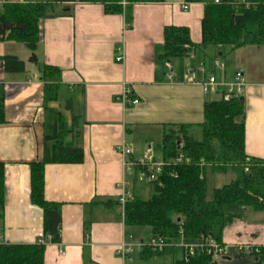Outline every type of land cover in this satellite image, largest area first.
I'll list each match as a JSON object with an SVG mask.
<instances>
[{"label":"crops","instance_id":"crops-1","mask_svg":"<svg viewBox=\"0 0 264 264\" xmlns=\"http://www.w3.org/2000/svg\"><path fill=\"white\" fill-rule=\"evenodd\" d=\"M23 1L0 0V14L5 4ZM204 9L205 3L185 0L137 4L129 29L124 15H108L101 4L76 3L69 12L60 6L39 22L35 56L39 63L61 71L60 97L52 107L69 125L78 119L75 127L70 125L73 133L66 143L77 142L84 151L82 164L45 166L44 197L61 205L62 224L61 242L46 244L44 264H126L116 255L130 234L118 200L122 183L132 196L134 176L126 170L118 147L126 144L137 159L150 145L157 151L165 126L204 122L206 104L217 97L205 95L201 85L190 81V71L198 69L195 55L169 63L160 58L168 26L186 27L194 44L202 42ZM120 47L123 63L116 61ZM31 55L22 43L0 40L5 109V123L0 125L4 165L0 244L34 245L43 235V212L31 202L30 166L44 159L50 116L44 105V82L37 65L29 61ZM4 56L17 57L25 71L5 72ZM223 62L228 82L235 72L244 71L245 152L264 161V46L242 47ZM126 86L139 100L137 105L117 101ZM74 131L80 132L78 138ZM110 201L113 205L106 206Z\"/></svg>","mask_w":264,"mask_h":264},{"label":"trees","instance_id":"trees-1","mask_svg":"<svg viewBox=\"0 0 264 264\" xmlns=\"http://www.w3.org/2000/svg\"><path fill=\"white\" fill-rule=\"evenodd\" d=\"M164 1L24 0L3 6L0 40L22 43L32 51L29 61L37 65L44 82V105L50 116V131L45 137L44 159L30 166L31 202L43 212L45 243L0 244V264H44L46 244L61 242L62 224L61 205L48 202L44 197L45 166L84 162V151L78 143H66L73 133L70 125L75 127L78 119L74 118L69 125L61 111L52 107L59 101L61 71L39 63L35 56L41 39L39 22L52 17L60 6L69 12L71 4L92 3L101 4L108 15H124L130 29L135 5ZM185 2L205 3L202 42L194 44L186 27H166L164 51L160 57L165 63L193 53L196 68H207L211 62L213 72L214 63L223 62L232 52L246 46H264V0H222L220 4L212 0ZM1 62L7 73L25 71L24 62L15 56H4ZM244 120L242 98H233L229 102L217 98L206 104L202 124L165 126L162 141L156 146L166 163L163 173L149 186L152 194L148 199L142 198L137 179H133L132 196L122 209L125 226L146 229L147 239L162 238L172 244L182 241L204 243L213 239L223 246L224 232L235 221L243 220L248 211L264 213V161L246 155ZM4 123V91L0 87V125ZM79 135V131H74V138ZM179 156L189 158L190 163H176ZM229 173L234 174V179L221 188H214L209 197V174ZM3 203L4 165L0 163V218ZM109 205H113L111 201L106 203ZM167 258L169 264H264V246L253 247L249 252L230 248L227 260L219 263L201 250L187 258L186 250L178 246L161 252L145 248L135 254L134 261L137 264H164Z\"/></svg>","mask_w":264,"mask_h":264},{"label":"built area","instance_id":"built-area-1","mask_svg":"<svg viewBox=\"0 0 264 264\" xmlns=\"http://www.w3.org/2000/svg\"><path fill=\"white\" fill-rule=\"evenodd\" d=\"M215 4H220L222 0H212ZM184 10L188 9V5L183 7ZM125 60L124 50L120 47L117 49L116 61L118 63H123ZM225 63L222 61H216L214 63L215 71L208 72L207 68L204 66L199 67L196 70L190 71V81L202 86L205 95L215 96L217 98H222L224 101L229 102L233 98H241L243 89L246 85L245 74L243 70H238L235 72L233 80L231 82L226 81L224 77ZM220 73V77L218 76ZM201 75V77L198 76ZM117 101H120L125 106L137 105L139 100L133 99V92L130 86H126L120 97H117ZM118 152L122 155L124 159V165L128 172H131L134 178L137 179L139 185L150 186L152 185L159 175L163 173V169L166 163L162 158H158L156 155L155 148L150 145L148 149L137 159H133V152L126 144L118 147ZM190 159H185L179 156L176 159V163H190ZM136 168L139 170L136 171ZM248 171V170H246ZM126 184H121L122 194L119 197V204L122 208L131 197V194L125 190ZM40 244H44V236L40 237L38 241ZM178 246L186 250V257L190 258L195 256L198 250L207 252L211 255L215 262H222L223 259L228 256V248L223 247L218 244L213 239H207L204 243H185L180 242L179 244L168 243L162 238H150L142 240L139 242L134 241L133 237L128 235L126 240H124L118 247L116 255L120 257L126 264H135L134 256L140 253L145 248H149L152 251L161 252L170 247ZM239 251L249 252L252 250L253 246H238L235 247ZM225 261V260H224Z\"/></svg>","mask_w":264,"mask_h":264},{"label":"rangeland","instance_id":"rangeland-1","mask_svg":"<svg viewBox=\"0 0 264 264\" xmlns=\"http://www.w3.org/2000/svg\"><path fill=\"white\" fill-rule=\"evenodd\" d=\"M229 61H231L230 58ZM156 154L159 158L161 157L158 151H156ZM234 177L235 176L232 173H229L227 175L209 174V182H208L209 197H211L214 188H221L224 185L229 184L234 179ZM141 186L138 185V188ZM139 191L142 198L144 199H148L152 194L149 188H142V190L138 189V192ZM128 232L130 233L129 235H131L134 241L136 242L146 240V238L148 237L147 230L141 227H132ZM223 244H224L223 247H227V249L235 248L238 246L263 247L264 246V213H253L251 211H248L243 220L235 221L229 228L225 230L223 237ZM236 258H240V256H237ZM224 260L226 261L227 258L223 259V261ZM169 262L170 259L167 258L164 264H169ZM135 264L137 263L135 262Z\"/></svg>","mask_w":264,"mask_h":264}]
</instances>
